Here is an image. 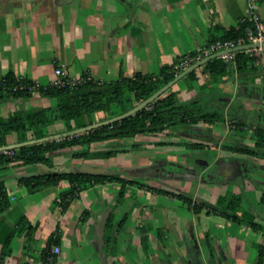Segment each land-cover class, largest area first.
Here are the masks:
<instances>
[{
  "label": "crops",
  "instance_id": "1",
  "mask_svg": "<svg viewBox=\"0 0 264 264\" xmlns=\"http://www.w3.org/2000/svg\"><path fill=\"white\" fill-rule=\"evenodd\" d=\"M249 1L0 0V77L12 73L46 87L55 81L58 66H63L72 78L88 75L101 84L131 78L138 72L156 74L166 66L175 65L181 55L204 49L215 37L237 29L246 18ZM253 1L264 20V0ZM198 80L202 82L204 77L198 75ZM238 84L235 82L233 91ZM233 91L231 97L236 99ZM224 92L230 94L231 90ZM194 96L195 92L188 89L185 100ZM15 104L19 100L1 101L0 118L6 117V107ZM223 105L232 108L230 100L217 104L219 108ZM242 106L239 119H245L241 110L254 109L243 102ZM20 109L23 108L15 110ZM177 134L168 132L170 137ZM212 134V129L199 124L191 132L180 135L192 139L212 138ZM153 135L134 138L141 140V145H133L141 149L140 157L132 154V147L118 150L108 160L65 159L53 169L35 165L1 172L0 181L6 184L11 206L0 217V254L6 236L15 231L6 264H38L51 237L60 239L57 264H165L160 256L151 255L149 245L144 249L150 239V229L144 221L154 218L149 207L159 205L164 194L158 188V192L151 193L146 182L151 168L163 166L175 174L170 167L177 168L180 163L159 158L157 153L163 155L165 146L156 137L161 136L159 133ZM123 142L112 140L107 143L108 149H117ZM102 144H94L93 150L104 149ZM75 150L63 153L70 156ZM220 158L224 157L218 154L216 160ZM89 165L105 168L136 183L124 188L119 182L96 185L82 192L65 209L58 202L61 194L70 189L68 183L46 187L35 194H29L20 183L21 178L37 172L75 171ZM155 174L162 180V171L155 170ZM249 178L253 182V176ZM261 180L254 182L260 188L258 208L253 206L251 212L242 209L240 221L234 222L219 212L207 213L204 218L199 216L201 230L196 231L197 237L210 240L215 227L226 231V247L214 242H209L207 248L199 245L200 249L190 252L189 264H218L221 256L223 264H264V180ZM166 195L175 202V196ZM195 216L197 219L198 215ZM158 222L161 224L162 220ZM16 237L17 252L13 248ZM38 244H42L41 250L36 248ZM174 246L170 244L171 249L166 248L165 253H177ZM178 260L187 261L183 256Z\"/></svg>",
  "mask_w": 264,
  "mask_h": 264
},
{
  "label": "trees",
  "instance_id": "2",
  "mask_svg": "<svg viewBox=\"0 0 264 264\" xmlns=\"http://www.w3.org/2000/svg\"><path fill=\"white\" fill-rule=\"evenodd\" d=\"M249 27V22H242L237 29H231L223 35L215 37L213 42L219 40L238 41L246 37ZM260 59L261 55L258 51L237 53L236 68H231L230 62L225 59H216L202 67L203 70H206V76L202 82L198 80L197 71L182 80L191 83L190 90L195 92L192 99L179 101L176 92L181 84L179 82L146 109L122 121L61 141L24 146L13 150L15 154L13 157H8L0 152V167L50 164L51 157L49 155L75 146H80L82 149L74 151V159L85 161L110 159L118 154L117 149L95 151L92 146L96 143H109L112 140L134 139L139 135L150 133L191 132L199 124H203L206 128H213L216 125L228 123L229 119L235 120L236 125L244 126V119H239L237 107L232 108L227 114L226 105L219 108L217 104L222 103L224 99L231 98V94L222 93L224 91L222 85L225 82L234 79L233 84L235 85V77H237L241 87L247 90V79L264 76V67L260 65ZM182 72V70L175 71L174 66H166L156 74L138 72L131 78L122 77L115 82L101 84L90 80L74 87H41L38 91L39 95L42 98L55 100V105L39 110L23 108L7 118H0V147L75 131L128 113ZM33 85V81L25 78L19 79L12 73L0 77V102L19 99L31 100L35 95L30 90ZM215 87L220 91L215 92ZM208 93H210L208 105L214 106L212 110H209L210 107L204 104ZM252 118H256V113ZM253 138V147L243 146L239 143L227 148L233 152L264 159V128L255 130ZM195 147L202 146L196 144ZM63 182L70 185V189L61 194L58 202L63 209L78 199L82 192L96 185L119 182L124 188L128 184L136 183V181L112 173L91 174L74 171L49 172L25 176L20 179V183L26 187L29 194H35L46 187L58 186ZM120 194L123 195L124 191L122 190ZM262 202L264 204V194ZM10 206L11 200L6 184L0 181V217L9 210ZM232 209L233 207L229 205L227 210L221 214L234 222L240 221V216L230 213ZM14 234L15 231L6 236L0 254V264H6L7 258L11 256ZM59 244V238L51 237L43 250L41 264L47 263L50 250ZM57 262L58 259L54 264Z\"/></svg>",
  "mask_w": 264,
  "mask_h": 264
},
{
  "label": "rangeland",
  "instance_id": "3",
  "mask_svg": "<svg viewBox=\"0 0 264 264\" xmlns=\"http://www.w3.org/2000/svg\"><path fill=\"white\" fill-rule=\"evenodd\" d=\"M213 43V42H212ZM207 48V47H206ZM197 52L188 53V54H197ZM250 53V52H248ZM261 55L260 65L264 67V50L258 51ZM186 54H183L179 57V61L175 63L174 70L179 71V64L181 59ZM230 62L231 68L237 67L236 54L230 58H228ZM170 67V66H169ZM172 67V66H171ZM197 75H199L202 79L206 76V70L203 68L197 71ZM236 84L239 83L238 78L235 77ZM234 79L225 82L223 86V90H234ZM247 87L251 89L254 86L264 87V76L253 77L247 79ZM182 87H179L176 92L178 94V99L180 102L185 100L187 97V90L191 89L190 82L181 81ZM179 85V86H180ZM237 86V85H236ZM239 87H236L235 91H233L234 95L239 97L241 94H246V90L242 92L241 85L238 84ZM220 89L215 87V92H219ZM224 91L222 93H224ZM210 93L205 98L204 104L208 105L210 102L209 98ZM235 97V96H234ZM232 98V99H231ZM228 99L232 104V108H236L239 106L240 102L245 103L248 107L257 106L258 100L255 97L247 96V98L233 99L231 97ZM16 101V100H15ZM21 101V102H20ZM55 100H50L48 98L33 97L31 100L22 102L19 99V104L11 105L6 107V117L14 114L19 108H26L30 110H39L48 106H54ZM209 106V105H208ZM209 110L214 109V106H209ZM231 108V109H232ZM226 109L227 114L231 110ZM152 111V109H150ZM242 114H245V125L239 126L235 124V120H228L226 125H216L212 129L213 134L210 135L212 138H202L199 136H194L192 139L183 135H180L179 132L176 136L170 137L168 132L159 133L161 136L159 137L160 143L162 146H165V151H163V155L161 153H157L159 158L170 159L169 162L179 161L178 164V172L173 174L168 170H164V167L158 166L155 168H151L150 171V179L146 182L149 185L151 193L163 191L162 199L159 202V205H150L149 210L153 213L154 218H151L149 221H144L147 225V228L150 229V239L148 243L144 244V249H146L147 245H149L151 255L160 256L163 259L165 264H189L191 262L190 252L196 249H200L199 245H203L206 248L209 242H214L217 245L220 244L221 247H226L225 243V235H227L226 231H221L212 227L211 238L210 240L206 237H197L196 231H200V223L199 216L204 218L207 213H221L227 210V207L231 205L233 207L231 214H235L240 216L242 213V209L247 211H252L253 206L258 208V199H259V186L256 183L259 180H264V170L261 167H264V159L257 157H245V154L237 153L229 150L227 147L231 145L241 144L243 146L253 147L254 146V131L260 128H264V111H262V118H252L255 114L254 109L251 110H241ZM203 125V124H202ZM206 131V130H204ZM207 132V131H206ZM205 132V133H206ZM155 133L147 134V136H155ZM221 135V136H219ZM222 136H224V140H222ZM158 140V138H157ZM120 143L124 140L118 139ZM164 143V145H163ZM141 145L140 139H129L128 141L123 142L117 150L125 151L129 150L133 147V145ZM200 145L202 147L196 148L195 145ZM102 148L108 149L107 142H103ZM69 149H82L80 146H75L72 148H65L54 152L53 154H58V156H54L53 154L49 155L51 157L50 164H38V165H47L49 168L53 169L57 166V164L62 163L65 159H74L73 153L69 156L64 154V151ZM76 151V150H75ZM137 157L142 156L141 149H137L133 147L132 154H136ZM221 154L224 158L228 159H247L252 161L255 165L256 169H254L253 174V182H251L250 178H241L237 182L232 183H214V181H210L208 177L202 178L200 166L202 162H209L216 159L217 155ZM4 155L8 157H13L9 154ZM65 155V156H64ZM178 157H177V156ZM131 157V156H130ZM132 159V157H131ZM175 159V160H174ZM108 160V159H101ZM35 166V165H34ZM152 166V165H151ZM31 167V166H27ZM16 168L23 167H14L13 165H9L8 167L1 168L0 173L5 171H14ZM168 169V168H167ZM154 170V172H153ZM155 170L162 171V176L164 178L158 179L156 178ZM56 172V171H53ZM67 172V171H62ZM186 172H190V176H187ZM183 173V174H182ZM38 174H46V172H37ZM249 179V180H248ZM261 180V181H262ZM219 181V180H218ZM264 182V181H262ZM158 188V189H157ZM264 192V190H262ZM166 193H171L175 196V202H171L172 198L166 195ZM145 199V198H144ZM262 208L264 205L262 204ZM198 218L196 219V216ZM158 219H161L162 222L159 224ZM197 222V225H196ZM164 226V227H162ZM198 226V227H197ZM197 227V228H196ZM173 245L174 249H177L178 252L174 255H168L164 250L166 248H170ZM19 239L14 240L13 248H15V252L18 250ZM46 247V246H45ZM178 247V248H176ZM38 250H41L42 244H38L36 247ZM45 249V248H44ZM171 249V248H170ZM173 249V248H172ZM164 251V253H161ZM69 252V250H67ZM70 253V252H69ZM155 255V256H156ZM183 256L187 261H179V257ZM42 256H39L38 264L42 263ZM161 259V260H162ZM40 261V262H39ZM218 264L222 263V256L218 258Z\"/></svg>",
  "mask_w": 264,
  "mask_h": 264
},
{
  "label": "water",
  "instance_id": "4",
  "mask_svg": "<svg viewBox=\"0 0 264 264\" xmlns=\"http://www.w3.org/2000/svg\"><path fill=\"white\" fill-rule=\"evenodd\" d=\"M260 48H264V42L263 43H251V44L241 45V46H238L235 48H231L229 50L217 52L211 56H208V57L192 64L190 67L185 69L182 73L177 75L166 86H164L158 92H156L153 96H151L149 99H147L143 103L139 104L136 108L132 109L128 113L114 117V118L109 119L105 122L95 123L93 125H90L88 127L81 128V129H78L75 131L66 132V133H62V134H58V135H53V136L45 137L42 139L31 140V141H28L25 143H16V144L6 146V147H0V152L8 151V150H16V149L22 148L24 146L37 145V144L46 143V142L61 141V140L67 139V138H72V137H75L78 135H83L85 133H89V132L94 131L96 129H99L101 127L114 124L115 122L122 121V120L129 118V117H132V116L136 115L137 113L141 112L142 110L146 109L149 105H151L153 102H155L157 99H159L165 93H167L171 88H173L175 85H177L179 82H181L187 76H189L192 72L198 71L199 69H201L203 66H205L209 62H212L216 59H221L225 55L235 54V53H240V52H247V51H254V50H258ZM246 162L247 161L241 160V159H225V158L219 159L216 162V165L219 167V171L224 176V179H225L224 183H229L230 181H227V180L231 176L239 177L240 173L243 172L242 166ZM74 172L91 173V174H107V173H110L105 168L94 167V166H90V165L89 166H83L80 169L75 170ZM103 229H104V226H103Z\"/></svg>",
  "mask_w": 264,
  "mask_h": 264
},
{
  "label": "built area",
  "instance_id": "5",
  "mask_svg": "<svg viewBox=\"0 0 264 264\" xmlns=\"http://www.w3.org/2000/svg\"><path fill=\"white\" fill-rule=\"evenodd\" d=\"M249 22L250 27L247 28L246 37L239 39L238 41H216L211 43L207 48L201 49L198 51L197 54H186L180 61L179 69L184 71L188 67H190L192 64L211 56L217 52L229 50L231 48H235L241 45L251 44V43H263L264 42V20L261 17L260 13L257 11L256 5L253 0L249 1L248 8L246 11V18L243 20V22ZM264 48H260L258 50L254 51H263ZM247 52H253V51H247ZM237 54V53H235ZM235 54H229L223 56L221 59H225L228 61V58L234 56ZM55 81L50 86H55L59 88H65V87H74L77 85H80L82 83H85L86 81L92 80L91 77L83 76L79 78H72L70 77L67 72L65 71L63 66H58L55 70ZM22 79V78H19ZM34 85L30 88L31 91L34 92V94H39V89L41 86L38 83L33 82ZM48 87V86H46ZM5 154H10L11 156L14 154L13 150L3 151ZM61 255V248L59 246H54L49 252L47 263L46 264H54L56 259Z\"/></svg>",
  "mask_w": 264,
  "mask_h": 264
},
{
  "label": "flooded vegetation",
  "instance_id": "6",
  "mask_svg": "<svg viewBox=\"0 0 264 264\" xmlns=\"http://www.w3.org/2000/svg\"><path fill=\"white\" fill-rule=\"evenodd\" d=\"M243 90L245 91L244 87H242V92H244ZM244 93H246V94L243 95L240 92V95H239L240 100H241V98H247V96L255 97L258 100V103H257V106L254 107V112L256 113V118L257 117L259 119L262 118L261 113H262V111H264V87L257 85V86L252 87L251 89H247L246 92H244ZM239 97L237 96L236 99ZM241 107H243L242 102H240L239 106L237 107L238 112H239V109ZM245 157L250 158L251 156L246 155ZM218 160L219 159H217V160L215 159L213 164L210 161L209 162H202L201 166H200L201 176H202V178L208 177L209 180L214 181V183L216 182V183L224 184V180H225L224 176L219 171V167L216 165V162ZM242 169H243V172L240 173L239 177L231 176L227 181H230V183H232V182H237L241 178H245V177L249 178V177L253 176V174H254L253 172H254V169H256V167L252 161H247L245 164H243ZM170 170H174L175 172H178L177 171L178 168H175V167H170Z\"/></svg>",
  "mask_w": 264,
  "mask_h": 264
}]
</instances>
